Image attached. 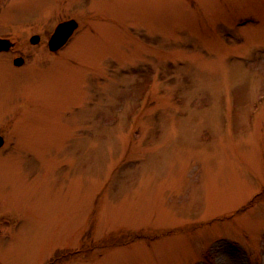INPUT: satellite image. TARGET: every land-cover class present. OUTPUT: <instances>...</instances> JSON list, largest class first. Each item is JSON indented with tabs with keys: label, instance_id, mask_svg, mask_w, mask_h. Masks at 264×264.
Wrapping results in <instances>:
<instances>
[{
	"label": "rangeland",
	"instance_id": "obj_1",
	"mask_svg": "<svg viewBox=\"0 0 264 264\" xmlns=\"http://www.w3.org/2000/svg\"><path fill=\"white\" fill-rule=\"evenodd\" d=\"M6 3L0 264H264V0Z\"/></svg>",
	"mask_w": 264,
	"mask_h": 264
},
{
	"label": "water",
	"instance_id": "obj_2",
	"mask_svg": "<svg viewBox=\"0 0 264 264\" xmlns=\"http://www.w3.org/2000/svg\"><path fill=\"white\" fill-rule=\"evenodd\" d=\"M77 26V22L73 19L66 20L63 22H60L54 29V32L49 38V48L51 50H56L60 46H62L69 36L72 34L73 30ZM39 37L37 35H34L31 39L32 42H37ZM6 43V40L0 39V46L1 44ZM21 59L17 58L16 63H20ZM3 144V137L0 135V146Z\"/></svg>",
	"mask_w": 264,
	"mask_h": 264
},
{
	"label": "flooded vegetation",
	"instance_id": "obj_3",
	"mask_svg": "<svg viewBox=\"0 0 264 264\" xmlns=\"http://www.w3.org/2000/svg\"><path fill=\"white\" fill-rule=\"evenodd\" d=\"M13 1H16V0H13ZM20 1V0H19ZM2 2V1H1ZM10 7H12V5H9V3H6V7H5V5L3 6V5H0V21H3V14H5L6 13V10H9L10 9ZM13 9L15 8V7H12ZM17 9H18V12H21V8H20V5L18 4V6H17ZM63 20H66V19H62V20H59V21H63ZM33 35H35V34H33ZM33 35H31L30 37H29V39H28V41H29V43H31V44H36V43H33V42H31V39H32V36ZM38 35V34H37ZM0 39H3V40H6V43H4V44H1V46H0V54H6L7 55V53H9V52H11L12 51V49L14 48V47H16V45H17V42H20L21 43V40H20V38H18V37H16V39L15 40H13V39H11V38H9L8 36H4L3 34L2 35H0ZM23 41H24V39H23ZM40 41V36H39V40H38V42ZM21 47V46H20ZM12 56V55H11ZM9 58H12V59H10L11 60V62H12V64H13V66L14 67H22L23 65H24V58H23V56L22 55H20V54H15L13 57H10V56H8ZM17 57H20V59H21V62L19 63V64H16V58Z\"/></svg>",
	"mask_w": 264,
	"mask_h": 264
}]
</instances>
